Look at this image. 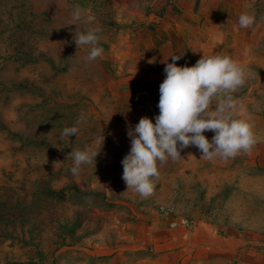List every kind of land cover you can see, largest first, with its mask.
I'll return each instance as SVG.
<instances>
[{
	"label": "rangeland",
	"instance_id": "obj_1",
	"mask_svg": "<svg viewBox=\"0 0 264 264\" xmlns=\"http://www.w3.org/2000/svg\"><path fill=\"white\" fill-rule=\"evenodd\" d=\"M148 3L127 19L106 0H0V264H264V0L181 3L171 26ZM76 6L101 29L93 61L68 25ZM241 13L254 23L240 27ZM182 53L181 66L203 54L244 66L233 116L256 142L213 160L189 145L142 197L122 179L127 131L155 120L165 64ZM72 148L100 150L77 176Z\"/></svg>",
	"mask_w": 264,
	"mask_h": 264
},
{
	"label": "clouds",
	"instance_id": "obj_2",
	"mask_svg": "<svg viewBox=\"0 0 264 264\" xmlns=\"http://www.w3.org/2000/svg\"><path fill=\"white\" fill-rule=\"evenodd\" d=\"M71 15L68 25H77L74 35L77 48L88 47L87 61L100 57L103 53L99 46L101 29L92 26L94 15L79 6L74 7ZM81 23L85 31H78ZM238 23L242 28L249 27L254 23V16L241 13ZM182 55H171L170 62L165 64V78L159 86V114L155 120L144 116L127 131L131 147L121 161L122 179L127 190L132 189L142 197L152 195L154 180L160 174L158 166H163L169 158L178 159L181 150L189 145L200 151V158L213 160L235 157L256 142L252 125L233 116L235 103L230 93L245 83L244 66L224 54H203L194 65L181 66L177 61ZM78 131L75 125L64 127L60 133L63 145L59 143L57 147L68 146L64 138L77 136ZM206 131L214 133L211 140ZM99 152L72 148L71 174L77 176L82 165L96 161Z\"/></svg>",
	"mask_w": 264,
	"mask_h": 264
},
{
	"label": "crops",
	"instance_id": "obj_3",
	"mask_svg": "<svg viewBox=\"0 0 264 264\" xmlns=\"http://www.w3.org/2000/svg\"><path fill=\"white\" fill-rule=\"evenodd\" d=\"M182 1V0H181ZM193 0H186L185 4L182 2H178V7H180L179 4H184L186 6L189 3H192ZM149 0H106L107 6L111 9H116L119 13L118 15L121 18L127 17V19L134 17L136 14H142L146 8L151 6V3H148ZM149 4V5H148ZM160 8V5L158 7H155L154 10V18L151 20L153 22L162 23L165 26H171V16L174 14V8H166V11L164 12L163 17H158L156 14ZM158 9V10H157ZM152 15L149 14V19Z\"/></svg>",
	"mask_w": 264,
	"mask_h": 264
},
{
	"label": "built area",
	"instance_id": "obj_4",
	"mask_svg": "<svg viewBox=\"0 0 264 264\" xmlns=\"http://www.w3.org/2000/svg\"><path fill=\"white\" fill-rule=\"evenodd\" d=\"M158 3L160 5V8L158 12L156 13L158 17H163L164 12L166 11V8H177L178 7V0H158Z\"/></svg>",
	"mask_w": 264,
	"mask_h": 264
}]
</instances>
